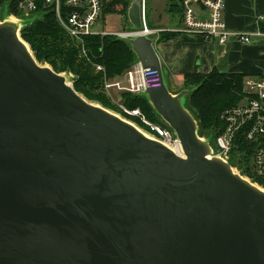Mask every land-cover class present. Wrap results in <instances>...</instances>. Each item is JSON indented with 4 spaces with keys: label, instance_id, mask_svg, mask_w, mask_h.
I'll return each mask as SVG.
<instances>
[{
    "label": "water",
    "instance_id": "95a60500",
    "mask_svg": "<svg viewBox=\"0 0 264 264\" xmlns=\"http://www.w3.org/2000/svg\"><path fill=\"white\" fill-rule=\"evenodd\" d=\"M129 43L160 74L145 95L184 156L89 101L38 62L18 21L0 22V264H264V188L213 155L155 41Z\"/></svg>",
    "mask_w": 264,
    "mask_h": 264
},
{
    "label": "trees",
    "instance_id": "16d2710c",
    "mask_svg": "<svg viewBox=\"0 0 264 264\" xmlns=\"http://www.w3.org/2000/svg\"><path fill=\"white\" fill-rule=\"evenodd\" d=\"M169 12L183 20L184 0H169ZM130 6V0H103V16L108 13H117L125 16ZM179 35L171 33L164 35L161 40L170 39ZM22 38L28 42L35 51L38 61L49 59L56 72H61L72 68L76 62L75 69L79 79L75 81V89L91 102L98 103L105 108L114 109L113 112L120 114L123 118L135 122L138 126L146 129V126L139 118L124 114L117 103L110 102L104 95L103 87L105 78L109 80H119L137 62V56L130 43L121 38L109 34H95L86 36L84 46L87 55H83L79 43L74 46V41L64 32L58 24L53 14H48L44 18L36 19L28 23L22 30ZM72 41V42H71ZM102 65L104 72L96 71L95 66ZM249 75L232 74L213 70L208 74L195 71L186 74L185 85L191 87L192 93L188 95L187 106L195 111L196 117L210 124L212 127H224L222 115L228 110L234 109L244 103L246 98L245 80ZM264 76V74L259 75ZM121 101L130 109L139 108L142 113L151 121L164 124L158 121L157 113L145 94H133L122 91ZM110 106V107H109ZM186 105L185 107L188 108ZM111 110V109H110ZM218 134L214 136L216 142ZM241 131L236 136L234 146L231 151L232 162H235L239 169L251 171L255 165V152L261 146V141L246 142L240 144ZM238 146L236 147V145ZM247 149L241 155V149ZM261 185L264 186L262 179Z\"/></svg>",
    "mask_w": 264,
    "mask_h": 264
},
{
    "label": "built area",
    "instance_id": "2783aa9c",
    "mask_svg": "<svg viewBox=\"0 0 264 264\" xmlns=\"http://www.w3.org/2000/svg\"><path fill=\"white\" fill-rule=\"evenodd\" d=\"M225 0H184L183 27L179 33L187 35H201L207 42L227 43L231 37L249 43L252 34H243L229 31L224 20ZM0 11H4L5 20L12 19L20 23V36L22 37V20L34 15L53 14L60 27L75 42L81 44L82 53H87L84 46L86 36L105 34L97 30V25L103 16V0H0ZM4 20V21H5ZM160 30L151 28L143 7L142 27L133 28L124 33H116L124 39L145 35L153 37ZM115 34V33H114ZM98 72H104L102 65H96ZM127 83L119 80L105 78L104 89L111 93L127 91L133 94H145L150 88H159L162 79L157 70L144 69L140 63L134 65L126 74ZM246 104L228 110L223 117L228 121V128L217 140L218 153L212 149L214 156L226 161L234 139L240 129L250 125L247 138L250 141H261L257 150L256 165L258 171L264 174V77L248 76L245 80ZM120 110L129 116L137 117L146 126V132L180 156L184 150L176 132L164 122L156 123L148 119L139 108L130 109L122 101H115Z\"/></svg>",
    "mask_w": 264,
    "mask_h": 264
},
{
    "label": "crops",
    "instance_id": "0c3cea01",
    "mask_svg": "<svg viewBox=\"0 0 264 264\" xmlns=\"http://www.w3.org/2000/svg\"><path fill=\"white\" fill-rule=\"evenodd\" d=\"M154 14L155 18L150 17L151 21L148 17L150 26H180L178 16L171 14L167 7H156ZM223 15L229 31L252 34L251 41L244 43L231 37L224 44L212 43L201 35L182 33L155 41L162 67L170 78L180 84L175 88L181 89L185 75L195 71L203 74L213 70L232 74H264V0H225ZM119 81L126 84V76ZM167 86L173 93V87Z\"/></svg>",
    "mask_w": 264,
    "mask_h": 264
},
{
    "label": "rangeland",
    "instance_id": "374dc122",
    "mask_svg": "<svg viewBox=\"0 0 264 264\" xmlns=\"http://www.w3.org/2000/svg\"><path fill=\"white\" fill-rule=\"evenodd\" d=\"M134 0H130V6H129V9L132 5ZM169 0H143V3H142V14H143V7L145 8V12H146V18H147V21H148V17H149V20L151 19L150 17H153L155 18V14H154V10L156 7H161L163 9V7H167L169 8ZM158 4V5H156ZM129 9H128V12H127V19H125V16L121 15V14H117V13H108L104 20L101 19V22L97 25V30L99 31H103V32H107L105 34H109V35H113L117 38H121L122 40H124L125 42H128L129 43V39H131L130 37H128V39H124L122 38V36L120 35H116V33H124V32H127V31H130L132 30L133 28H135L132 23L130 22L129 20ZM164 13V12H163ZM42 17V15H34L30 18H24L22 20V24L23 25H26L28 23H31L33 21H35L36 19H40ZM143 17V16H142ZM6 18V15H5V12L4 11H0V22H4ZM179 18V17H178ZM13 20V18L11 19ZM179 20V24L180 26L176 27L177 25H171L172 28H169V27H164L162 24H160V26H150L149 24V21H148V24L151 28H155V29H159L160 32L159 34L153 36V37H150L152 38L154 41H157V40H160L164 35H166L167 33L168 34H171V33H179L178 30L181 29L183 27V20L181 21L180 18L178 19ZM151 21V20H150ZM178 24V22H177ZM178 24V25H179ZM175 27V28H174ZM104 28V29H103ZM115 33V34H114ZM103 34V35H105ZM181 34V33H179ZM169 39V38H168ZM74 41V40H73ZM162 41V40H161ZM72 42V41H71ZM27 44L29 45V48L31 49L33 55L36 57V54H35V51L32 49L31 45L27 42ZM72 44L76 47L79 45V43L75 42L74 43L72 42ZM81 45V44H80ZM79 47V46H78ZM83 55H87V53H83ZM38 60V59H37ZM39 63H41L42 65H45V66H49L51 67L53 70V64L50 62L49 59H42L41 61H38ZM139 61L136 63L138 64ZM78 65V62L75 63V65L72 67V68H68L67 70H63L61 72H58L62 75H64L66 78H67V81L72 84L73 86L75 85V81L77 79H79V75L76 73L75 69L78 68L77 67ZM96 68V66H95ZM97 71V70H96ZM163 73H164V80H165V83L167 85H170L173 87V93L174 94H179L180 92H182L183 90H189L191 93L193 90H191L192 88L189 87V86H186L185 85V81L183 80V85L180 88H175L176 86H179L180 84L178 83V81H174L173 78H170L169 77V74L167 73V71L163 68ZM262 75V74H261ZM249 76H253V77H260L259 75H249ZM261 77H264V76H261ZM247 78V77H246ZM75 87V86H74ZM104 95H106L109 99L110 102L114 103V101L118 100V101H121V94L117 92V90H112L111 93H108L104 87H103V91ZM189 95V94H188ZM188 95H186L184 98H183V103H184V106L186 105L187 106V103H188ZM147 97V96H146ZM247 100L245 98L244 100V103L241 104V105H244L246 104ZM95 103V102H94ZM98 104V103H96ZM115 104V103H114ZM241 105H239L238 107H240ZM110 107V106H109ZM188 107V106H187ZM236 107V108H238ZM109 109V108H107ZM111 111H114V109H112V107L110 108ZM109 109V110H110ZM191 114L194 116L195 120L197 121V124H198V134L201 138L205 139L206 141L209 142V144L211 145L213 151L215 153H218L219 149H218V145H217V140L218 138L224 134V132L226 131V129L228 128V121L226 120V118L223 117L222 115V119L223 121L225 122L224 123V127L221 129L220 127H212L210 124L202 121L201 122V119L198 117H196L195 115V111L191 108H187ZM235 109V108H234ZM232 110V109H231ZM156 111V110H155ZM118 113V112H117ZM157 113V112H156ZM120 115V114H119ZM157 119L158 121L160 120L161 123L165 122L162 117L157 113ZM135 125L138 126L137 123L133 122ZM157 123V122H156ZM251 125V123H249ZM250 125H246L245 127H243L242 129H240L241 131V138L239 139L240 141V144L242 145L243 144H246L245 141L247 142H251L248 138H247V134H248V131H249V128H250ZM143 132H145L146 134H148L146 132V129L141 127V126H138ZM145 130V131H144ZM239 131V132H240ZM238 132V133H239ZM215 134H218L217 138H216V142L214 143V136ZM149 135V134H148ZM238 135V134H237ZM150 136V135H149ZM236 140V138L234 139V141ZM234 141H233V144H232V147H231V150H230V154H229V159H228V162L231 164V166L241 175H243L245 178L249 179L250 181H252L253 183L257 184L258 186H260L261 188H264L263 185H261L262 183L261 180L263 179L264 180V174H261L259 171H258V168H257V165H256V156H257V151L255 152V156L253 158L254 160V163L252 162V165H255V167L252 168L251 171H246L244 170V168L242 169H239V166H237L236 164H234L235 162H232V158H231V151H232V148H233V145H234ZM237 144V143H236ZM238 146V144L236 145V147ZM241 148V146H240ZM241 150L240 154L242 155L243 152H245L247 149H239Z\"/></svg>",
    "mask_w": 264,
    "mask_h": 264
},
{
    "label": "bare ground",
    "instance_id": "6f19581e",
    "mask_svg": "<svg viewBox=\"0 0 264 264\" xmlns=\"http://www.w3.org/2000/svg\"><path fill=\"white\" fill-rule=\"evenodd\" d=\"M24 28V26H22V29ZM125 78V77H124ZM139 95V94H138ZM145 131V130H144ZM150 135V134H149ZM234 146V145H233Z\"/></svg>",
    "mask_w": 264,
    "mask_h": 264
}]
</instances>
